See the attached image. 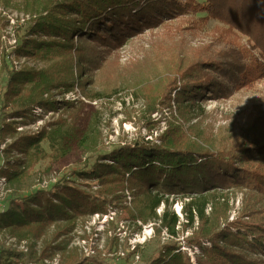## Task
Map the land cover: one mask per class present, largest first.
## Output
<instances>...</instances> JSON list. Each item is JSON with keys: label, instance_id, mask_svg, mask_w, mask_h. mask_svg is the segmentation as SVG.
<instances>
[{"label": "trees", "instance_id": "16d2710c", "mask_svg": "<svg viewBox=\"0 0 264 264\" xmlns=\"http://www.w3.org/2000/svg\"><path fill=\"white\" fill-rule=\"evenodd\" d=\"M25 9L41 15L19 38L14 58H25L42 67L25 63L18 70H9V56L5 49L0 52V80L6 75L0 112L9 110L0 124V145L12 140L2 152L21 157L0 162V178L16 191L0 211V235L8 233L19 241H30L41 239L51 226L61 236L69 235L80 220L123 206L129 191L135 207H125L126 213L142 221H147L151 212L156 215L166 195L201 199L218 189L240 185L264 194V174L242 167L243 160L252 154L240 148L229 153L206 140L191 141L182 128L164 133L157 142L141 140L99 155L92 164L75 168L70 178H60L47 189L17 193L41 162L59 161L76 144L86 145L88 140L81 139L67 120H59L50 131L44 129L35 135L18 134L20 121H36L37 110L57 111L63 107L71 111L73 104L57 97L76 88L88 99L115 97L121 92V78L114 74L108 78L106 67L117 63L119 48L167 21L206 14L198 20L201 25L219 20L229 30L247 36L264 54V0H32ZM224 46L216 56H200L190 62L181 58V62L174 60L159 72L152 64L146 75L152 76L143 77L136 88L127 86V91H141L151 112L157 111L161 103L169 107L172 99L193 108L229 97L263 75L259 61L247 48L237 41H228ZM95 73L104 74L102 77L112 79V83L98 92L87 90V83L94 85ZM46 144L50 152L45 150ZM193 204L195 207L186 215L193 221L195 211L201 226L188 243L200 250L203 260L199 264H264L263 223L235 222L219 229L218 221L208 222L203 205ZM161 221L174 235L178 217L165 211ZM47 259L51 255L46 251L38 255L0 244V264H45ZM62 264L116 263L96 257L79 259L75 254ZM151 264L192 262L181 248L166 244Z\"/></svg>", "mask_w": 264, "mask_h": 264}, {"label": "rangeland", "instance_id": "374dc122", "mask_svg": "<svg viewBox=\"0 0 264 264\" xmlns=\"http://www.w3.org/2000/svg\"><path fill=\"white\" fill-rule=\"evenodd\" d=\"M31 1L0 0V52L5 49L9 56V70H18L25 63L42 67V64H35L25 58L15 59L13 54L19 38L41 15V12L25 9ZM205 16L200 13L197 17L164 22L122 45L116 57L117 63L106 67L108 78L113 74L121 78L118 81L121 92L113 95L115 97L88 99L80 88H76L57 97L59 101L64 99L71 102V111L63 107L57 111L37 110L36 121L16 120L21 122L17 128L20 135H35L44 129L50 131L59 120H67L81 139L88 138L86 145L76 144L77 147L65 158L41 162L33 171L31 180L17 193L47 189L60 178H70V171L75 168L92 164L99 155L141 140L157 142L164 133L180 128L191 141L206 140L229 153L240 148L246 154H252L243 160L242 167L264 174V54L247 36L236 29L229 30L230 27L219 20L211 19L206 25H201L198 20ZM228 41H237L247 48L251 56L259 61L258 68L263 74L251 86L243 87L229 97L206 101L193 108L180 105L172 99L169 107L161 103L156 107L157 111L151 112L146 107V97L141 91H127V86L134 87L143 82V77L152 76H146L152 64L156 66L155 72H159L174 60L181 62V58L190 62L200 56L213 57L225 48L224 44ZM102 76L104 74L98 76L95 73L94 85L91 87L87 83V90L98 92L112 83V79ZM5 88L6 75L3 74L0 98ZM8 113L9 110L7 113L0 112V124ZM11 141L7 139L0 145V162L6 158L11 162L21 158L18 153L2 152ZM44 148L50 152L48 144ZM92 189L97 190V187L93 186ZM15 192L6 180L0 178V211L11 201ZM204 196L197 199L184 194L166 195V201L161 203L156 215L151 212L147 221H142L126 213L125 207H135L132 203L134 197L129 191L123 206L110 208L108 214H95L80 220L69 235L61 236L60 231L51 226L41 239L30 241H19L11 234L4 233L0 235V244L24 252L35 251L38 255L46 251L51 259H47L45 264H62L67 257L75 254L79 259L96 257L116 264H151L164 245L173 244L190 257L192 264H199L203 260L200 250L188 243L201 226V219L195 211L193 221L186 215L195 207L194 202L203 205L208 222L218 221L219 229H225L235 222L264 224V194L260 192L240 185L218 189ZM165 211L178 217L174 235L162 224L161 218Z\"/></svg>", "mask_w": 264, "mask_h": 264}]
</instances>
